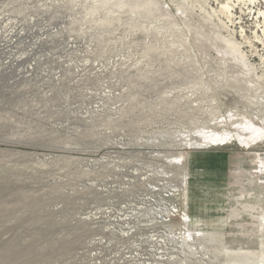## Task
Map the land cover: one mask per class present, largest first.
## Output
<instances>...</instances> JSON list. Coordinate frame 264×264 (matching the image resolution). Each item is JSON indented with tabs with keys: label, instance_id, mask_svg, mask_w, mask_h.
I'll return each instance as SVG.
<instances>
[{
	"label": "rangeland",
	"instance_id": "rangeland-1",
	"mask_svg": "<svg viewBox=\"0 0 264 264\" xmlns=\"http://www.w3.org/2000/svg\"><path fill=\"white\" fill-rule=\"evenodd\" d=\"M214 1L0 0V32L25 31L0 47V264L259 251L264 51L247 14L264 5L229 25Z\"/></svg>",
	"mask_w": 264,
	"mask_h": 264
},
{
	"label": "bare ground",
	"instance_id": "bare-ground-1",
	"mask_svg": "<svg viewBox=\"0 0 264 264\" xmlns=\"http://www.w3.org/2000/svg\"><path fill=\"white\" fill-rule=\"evenodd\" d=\"M214 2H216L215 4H216L217 12L219 14H221L224 18H226L227 24L233 25V21H232V19H234L233 18V10L235 9L236 4L241 3L244 6H245V4L254 5L257 2V0H215ZM258 4L264 5V0L259 1ZM247 15L251 19L253 25L256 24L255 30L252 31V33L250 32L252 40H254L253 42L250 41V46L254 47V49L257 50V48L253 45L254 42L255 43L257 42L258 45L261 46V50L264 51V11L257 9L256 12H248ZM259 20H262L263 25L259 26V24L261 23V22H259ZM2 24H3V27H1L2 30L0 32V38L2 39L1 41L3 43L0 44V47L2 49H5L6 47L9 46V44L15 42V40L13 39L14 37H20L21 35L24 34L25 31L23 28L18 29L17 27L12 26V22H11V19L9 17H6V18L3 17L2 18ZM225 26H226V23H225ZM50 29L53 30V28H50ZM53 32H56V31L53 30ZM238 35L244 41L250 40V37L246 35L245 30L242 27H239ZM40 40H41L40 38H37L35 40L34 47L40 42ZM226 41L232 46L231 48L235 52L240 54V57L242 59H244V57H242L240 48H238L236 45H234L232 39H226ZM65 47H67L68 49L69 48L71 49L73 46L69 43ZM33 50L34 49L31 48L30 50H28V52L31 53V52H33ZM21 56L22 55H19L18 57H15L13 59L7 58V61H4V64H7L8 66L16 65L18 63V61L22 59ZM116 62H111V64H110L111 67H113L116 64ZM33 65L34 64L31 63L27 67H24L23 72H27L28 70H32ZM5 163H13V162L9 161V162H5ZM260 197L262 198V196H260ZM142 202L149 203L150 200L145 198V199H143ZM129 209H130V211L124 212L122 214L117 213L116 218L119 221H125V222L129 221L132 218L137 217L138 213L141 212L144 208L143 209L129 208ZM135 210L137 212H135ZM95 215L96 214H93L91 217H94ZM260 215L262 218H261V221L259 224V227L261 228V230L259 231V234H260V236H259V246H260L259 251L258 252L249 251V250H243L242 251V249L240 248L239 250L235 251L234 253H230V256H232V257H230V259H229V264H264V213H261ZM130 231H131V227H127V232H125V234H128ZM149 239L151 242H154L155 244L159 243L160 245H162V244L166 245V241L164 239H160V236L152 235L149 237ZM153 256L157 257L155 259V261H158L159 259H162V258L166 259V256L168 257L167 254H165L162 251H159L158 248L155 251H153ZM129 258H130L129 260H142L143 264H152V263H147L146 262L147 259L141 255L130 256ZM154 264H157V263H154Z\"/></svg>",
	"mask_w": 264,
	"mask_h": 264
}]
</instances>
